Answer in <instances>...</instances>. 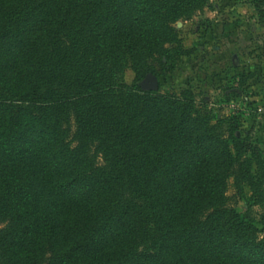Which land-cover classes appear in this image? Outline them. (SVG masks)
<instances>
[{
	"label": "trees",
	"instance_id": "16d2710c",
	"mask_svg": "<svg viewBox=\"0 0 264 264\" xmlns=\"http://www.w3.org/2000/svg\"><path fill=\"white\" fill-rule=\"evenodd\" d=\"M209 1L0 0V264H264V153L140 86Z\"/></svg>",
	"mask_w": 264,
	"mask_h": 264
},
{
	"label": "rangeland",
	"instance_id": "374dc122",
	"mask_svg": "<svg viewBox=\"0 0 264 264\" xmlns=\"http://www.w3.org/2000/svg\"><path fill=\"white\" fill-rule=\"evenodd\" d=\"M177 29L188 55L178 60L171 74L155 77L157 88L149 84L154 76L148 75L141 89L161 94L191 90L216 119H238V134L251 138L264 153V6L256 0H210ZM134 79L128 69L125 82L132 85ZM243 195L250 197L252 190L245 187ZM227 197L239 211L246 208L232 179ZM263 213L264 206L252 209L258 220Z\"/></svg>",
	"mask_w": 264,
	"mask_h": 264
},
{
	"label": "water",
	"instance_id": "95a60500",
	"mask_svg": "<svg viewBox=\"0 0 264 264\" xmlns=\"http://www.w3.org/2000/svg\"><path fill=\"white\" fill-rule=\"evenodd\" d=\"M149 84L153 88H157L158 87L157 79L155 77H149Z\"/></svg>",
	"mask_w": 264,
	"mask_h": 264
}]
</instances>
